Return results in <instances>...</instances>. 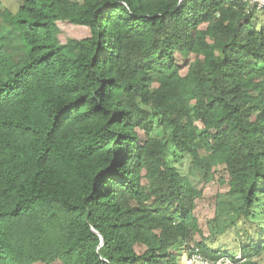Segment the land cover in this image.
<instances>
[{
	"label": "trees",
	"instance_id": "obj_1",
	"mask_svg": "<svg viewBox=\"0 0 264 264\" xmlns=\"http://www.w3.org/2000/svg\"><path fill=\"white\" fill-rule=\"evenodd\" d=\"M262 16L240 0L0 8V264H178L187 250L257 264ZM57 24L88 37L62 44ZM168 153L189 175H224L208 236L202 191Z\"/></svg>",
	"mask_w": 264,
	"mask_h": 264
},
{
	"label": "rangeland",
	"instance_id": "obj_2",
	"mask_svg": "<svg viewBox=\"0 0 264 264\" xmlns=\"http://www.w3.org/2000/svg\"><path fill=\"white\" fill-rule=\"evenodd\" d=\"M17 1L18 0H0V8L5 7L10 11H14ZM261 21H264V16L261 17ZM57 27L59 29L58 39L62 44L67 40H78L88 37V31L84 28L74 27L69 24H57ZM168 160L178 169L181 175L188 177V181L196 190L202 191V199L197 201V207L194 214L204 236H208L207 223L214 217V206L211 197L215 194L222 195L227 191L225 183L222 184L219 182L220 178H224L223 173H218L205 179L200 173L189 175V158L187 156L184 155L181 157L176 153H168ZM258 224H260L264 230V216L260 218ZM216 245L217 246L213 248L214 250L225 252L228 256H232L236 252L231 244H228L221 239L216 241ZM181 261L182 257L179 259L178 264H182ZM255 261L257 264H264V254L255 259Z\"/></svg>",
	"mask_w": 264,
	"mask_h": 264
},
{
	"label": "built area",
	"instance_id": "obj_3",
	"mask_svg": "<svg viewBox=\"0 0 264 264\" xmlns=\"http://www.w3.org/2000/svg\"><path fill=\"white\" fill-rule=\"evenodd\" d=\"M245 6L246 11L256 10L264 12V0H240ZM182 264H234L227 257H219L215 260H210L202 256L194 250H187L182 256Z\"/></svg>",
	"mask_w": 264,
	"mask_h": 264
}]
</instances>
